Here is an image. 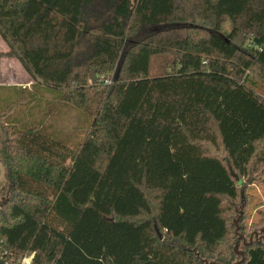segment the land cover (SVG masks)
<instances>
[{
    "label": "trees",
    "instance_id": "obj_1",
    "mask_svg": "<svg viewBox=\"0 0 264 264\" xmlns=\"http://www.w3.org/2000/svg\"><path fill=\"white\" fill-rule=\"evenodd\" d=\"M0 35L36 88L93 116L74 147L13 117L32 91L0 95V257L241 260L237 207L264 182V0H0ZM262 231L241 264H264Z\"/></svg>",
    "mask_w": 264,
    "mask_h": 264
},
{
    "label": "rangeland",
    "instance_id": "obj_2",
    "mask_svg": "<svg viewBox=\"0 0 264 264\" xmlns=\"http://www.w3.org/2000/svg\"><path fill=\"white\" fill-rule=\"evenodd\" d=\"M234 26L230 21H226L220 33L228 34L233 30ZM250 39H247L245 44L248 43ZM3 43L4 45H2ZM6 42L0 35V49L4 47ZM3 53V52H2ZM4 55H0L3 57ZM19 66V64H18ZM154 71L157 72L159 66H161V60L156 58L153 64ZM3 69H6L8 72V65H2ZM110 83L112 82V78L107 77ZM260 84L262 88L260 91L264 93V82L259 78ZM31 91L36 96L34 101L30 103V109L34 111V117L31 123H36L35 113L38 109H45V113L37 116L38 119H42L45 121V128L48 133L54 135V137L66 144L77 147L79 143L84 139L90 129V124L92 123L93 116L89 114L87 111L82 108H77L68 103L61 101L56 92L54 94L45 91L44 89L36 88V85H33ZM14 90V89H13ZM11 90H5V88H0L1 93H7ZM17 92H20L17 91ZM13 92L10 95H15ZM30 92V91H29ZM29 94V93H27ZM25 94V95H27ZM24 95V94H23ZM46 99L48 101H46ZM48 102V106L44 108V103ZM38 113V112H37ZM21 116L28 117V112L26 111V107L17 108L14 113V118L20 119ZM30 123V124H31ZM1 166V165H0ZM2 166L0 167V179L2 176ZM4 172V171H3ZM5 182V179H4ZM3 184L0 186L2 187ZM246 197H244V201L240 202L237 207V215H235L237 234L235 235V239L233 241V250L240 254L239 252L244 251L245 243L254 241L260 242L263 240V228H264V182L263 183H254L253 185H249L246 188ZM236 248V249H235ZM31 255H24L21 253H10L6 258L3 259L9 264H22L25 259L29 260L31 264ZM237 260H235L236 262Z\"/></svg>",
    "mask_w": 264,
    "mask_h": 264
},
{
    "label": "crops",
    "instance_id": "obj_3",
    "mask_svg": "<svg viewBox=\"0 0 264 264\" xmlns=\"http://www.w3.org/2000/svg\"><path fill=\"white\" fill-rule=\"evenodd\" d=\"M2 45H4L3 43H1ZM9 51V47L7 44H5L4 47H2V49H0V52H8ZM8 65V72H6V69L2 68V65ZM19 64V66H18ZM33 85H36V81L31 77V75L25 70V68L23 67V65L21 64V62L17 59L16 56H9V55H4L3 57H0V88H5V90H11L8 92V94H11L13 92H17L19 91V88H25L28 91H31V89H33ZM14 89V90H13ZM47 92H50L52 94H54V90L53 89H44ZM7 93H1L0 95L3 96H8ZM46 101H48L46 99ZM44 103V108H46L48 105V102H43ZM46 106V107H45ZM31 105L29 104V106L27 107V112H28V122H31L33 117H34V111L33 109H30ZM45 109L42 111V109H38L36 111V115H35V120L36 123L38 121L41 120L37 118L38 115L42 114L43 112L45 113ZM38 112V113H37ZM43 113V114H44ZM40 117V116H38ZM0 165L2 166L1 162ZM0 166V167H1ZM2 176L0 179V186L3 184L4 182V169L2 166Z\"/></svg>",
    "mask_w": 264,
    "mask_h": 264
},
{
    "label": "water",
    "instance_id": "obj_4",
    "mask_svg": "<svg viewBox=\"0 0 264 264\" xmlns=\"http://www.w3.org/2000/svg\"><path fill=\"white\" fill-rule=\"evenodd\" d=\"M235 249H236V248H235ZM239 253H240V255L242 256V258H241V260L235 262L234 264H241V262L245 260L244 252L241 251V252H239ZM0 264H9V263H7L2 257H0Z\"/></svg>",
    "mask_w": 264,
    "mask_h": 264
},
{
    "label": "built area",
    "instance_id": "obj_5",
    "mask_svg": "<svg viewBox=\"0 0 264 264\" xmlns=\"http://www.w3.org/2000/svg\"><path fill=\"white\" fill-rule=\"evenodd\" d=\"M104 83L109 84L110 83L109 79H107V78L104 79ZM22 264H30V262H29V260L25 259L24 262H22Z\"/></svg>",
    "mask_w": 264,
    "mask_h": 264
}]
</instances>
